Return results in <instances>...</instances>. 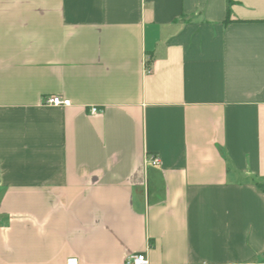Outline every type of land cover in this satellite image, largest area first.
I'll return each mask as SVG.
<instances>
[{"label":"crops","instance_id":"obj_1","mask_svg":"<svg viewBox=\"0 0 264 264\" xmlns=\"http://www.w3.org/2000/svg\"><path fill=\"white\" fill-rule=\"evenodd\" d=\"M256 183L264 0H0V264H264Z\"/></svg>","mask_w":264,"mask_h":264},{"label":"built area","instance_id":"obj_2","mask_svg":"<svg viewBox=\"0 0 264 264\" xmlns=\"http://www.w3.org/2000/svg\"><path fill=\"white\" fill-rule=\"evenodd\" d=\"M45 104L51 105V106H57V107H67L70 105V102L66 99H61L58 96L49 97L45 101ZM96 108H91L90 113L95 114L97 113ZM149 164L151 165H158L159 160L157 158H152L149 161ZM66 264H78V260L76 258H69L66 260ZM123 264H148L147 258L144 254H131L125 257L123 260Z\"/></svg>","mask_w":264,"mask_h":264},{"label":"trees","instance_id":"obj_3","mask_svg":"<svg viewBox=\"0 0 264 264\" xmlns=\"http://www.w3.org/2000/svg\"><path fill=\"white\" fill-rule=\"evenodd\" d=\"M229 21V12H227V16L225 19V22ZM255 186L257 187V189L261 192H264V183H256Z\"/></svg>","mask_w":264,"mask_h":264}]
</instances>
